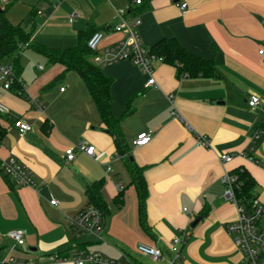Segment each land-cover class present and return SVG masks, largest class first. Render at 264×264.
I'll use <instances>...</instances> for the list:
<instances>
[{
	"label": "crops",
	"instance_id": "1",
	"mask_svg": "<svg viewBox=\"0 0 264 264\" xmlns=\"http://www.w3.org/2000/svg\"><path fill=\"white\" fill-rule=\"evenodd\" d=\"M183 2L188 4L185 13L179 7ZM62 3L42 0L32 13L49 19ZM68 4L80 14L78 35L90 26L103 32L102 48L125 38L114 31L120 23L117 11L134 10L130 15L141 21L138 31L146 48L176 39L190 53L213 61L217 74L180 78L175 66L159 60L154 64L157 86L146 88L149 77L130 61L101 68L112 80V109L121 121L131 160L145 169L149 191L145 231L136 188L84 80L24 48L20 86L25 96L18 88L7 91L0 84V102L9 108L8 115H0L4 133L0 164L17 158L37 187L16 186L0 171V264L11 259L40 263L79 239L89 251L116 264H126L124 256L134 264H154L138 253L140 243L160 248L164 260L158 264H169L171 242L183 233L189 236L181 252L187 258L178 264H244L226 232L238 211L225 199L222 179L226 173L246 169L256 181L254 194L264 205V59L258 54L264 49V0H143L142 5L134 0H68ZM252 96L262 101L255 109L248 106ZM130 104L134 111L126 115ZM20 119L33 127L25 138L14 127ZM142 133H151L152 141L135 147ZM257 133L260 138L255 140ZM197 134L208 137L211 148L198 146ZM82 141L95 149V157L78 152L73 162H66V150ZM223 154L234 159L224 164ZM98 182H103L101 193L110 210L101 234L104 242L80 238L69 227L89 205L87 188ZM204 212L207 216L192 228ZM15 230L25 232L26 244L14 249L7 235Z\"/></svg>",
	"mask_w": 264,
	"mask_h": 264
},
{
	"label": "built area",
	"instance_id": "2",
	"mask_svg": "<svg viewBox=\"0 0 264 264\" xmlns=\"http://www.w3.org/2000/svg\"><path fill=\"white\" fill-rule=\"evenodd\" d=\"M58 3L64 0H57ZM12 0H0L1 8L4 9ZM58 3L56 5H58ZM136 5H141V0H134ZM182 13L188 9L186 2L179 3ZM40 13V12H39ZM120 18V23L114 27L117 33H123L125 38L117 45L112 47L102 48L104 41L103 32H95L88 40V48L94 54V63L100 68H108L122 61H130L139 67L144 74L149 77L145 87H156L157 81L154 77V64L156 61H162L151 52V49L146 48L141 40L138 27L141 21L136 17H132L128 9L117 11ZM80 17L78 11L72 13L70 21L73 22ZM29 45L21 46L22 50ZM258 54L264 59V49H260ZM16 83L21 84L20 78L15 76L14 67L10 62L0 64V84L7 91H12ZM64 91V88L61 89ZM24 93V91H21ZM261 98L252 96L248 99V106L255 109L261 104ZM9 108L0 102V115H8ZM173 115L178 117L176 112ZM14 127L18 130L21 138H25L33 127L28 122L20 119L16 120ZM260 138V133H257L255 140ZM198 146L209 149L211 143L205 135H196ZM152 141L151 133H142L134 141L135 147H143ZM78 152L84 153L90 157H95V149L88 145L85 141L79 142L68 148L64 155V160L71 163L75 160ZM243 157H248L253 161V158L248 156V153H241ZM234 159V155L223 154L221 156L222 163H230ZM0 171L4 177L10 179L16 186L36 188L37 183L31 177V174L23 167L17 158L10 157L0 164ZM111 168H108V172ZM226 186L224 197L227 201L235 204L238 211V218L235 222L225 226L226 232L233 237L236 248L243 255L244 264H264V205L257 198L252 201V207L249 209L245 205L239 204L236 198L235 187L238 184V177L235 174L226 173L222 179ZM123 187L119 185V190ZM51 204L56 206L57 201H51ZM69 227L80 238L87 236L93 237L97 242H104L101 234L104 231V218L102 213L93 205H88L80 211L69 222ZM8 239L13 244V248L21 247L26 244V234L22 230H15L8 233ZM189 236L183 233L181 236L175 237L170 245V251L173 254L169 264H177L181 260L182 247L187 243ZM80 240V239H79ZM77 240L79 243H81ZM138 253L151 260L154 264H158L164 260V254L158 247L140 243L137 246ZM126 264H134L128 256H124ZM117 262L104 257L99 252H91L88 248L78 247L77 244L67 254L60 252L50 254L43 262L34 263L31 260H10L9 264H116ZM119 263V262H118Z\"/></svg>",
	"mask_w": 264,
	"mask_h": 264
},
{
	"label": "trees",
	"instance_id": "3",
	"mask_svg": "<svg viewBox=\"0 0 264 264\" xmlns=\"http://www.w3.org/2000/svg\"><path fill=\"white\" fill-rule=\"evenodd\" d=\"M141 2L143 3V0ZM11 5L12 2L4 7V9L0 5V64L4 60L10 62L14 67L15 76L20 78L22 70L21 46L28 44L27 48H31L43 55L49 64H61L66 68L64 73L74 71L82 77L96 104L103 123L114 138L117 155L124 159L125 166L132 179V185L136 188L138 194L140 224L145 231H148L146 204L149 191L144 178L145 169L139 167L135 161L131 160L132 152L122 131L121 121L114 115L111 95L112 80L103 73L100 67L88 59L92 54L88 48V40L96 31H93L91 26L86 31H81L78 35L79 44L73 48L57 49L32 43V36L30 34L24 32L20 25H14L7 20L6 13ZM129 13H134V10H130ZM151 52L161 58L164 63L175 66L178 69L180 78L216 77L217 69L213 61L190 53L176 39H163L159 41L151 48ZM58 80L59 77L51 85ZM16 88L20 91L19 95L24 97L25 94L21 92L19 83L14 85L13 90ZM133 111L134 109L130 104L126 115H131ZM3 134L0 131V139L3 137ZM231 174H235L238 177L235 191L239 204L245 205L250 209L252 201L256 198L254 194L255 179L244 168H238L232 171ZM102 187L103 182H98L89 186L86 192L89 205L95 206L102 213L104 221H106L110 215V210L102 197ZM207 214V212L202 213L200 218H204ZM76 244L78 247H87V244L73 240L69 246L60 250V253L64 255L69 253ZM135 264L140 263L135 262Z\"/></svg>",
	"mask_w": 264,
	"mask_h": 264
},
{
	"label": "rangeland",
	"instance_id": "4",
	"mask_svg": "<svg viewBox=\"0 0 264 264\" xmlns=\"http://www.w3.org/2000/svg\"><path fill=\"white\" fill-rule=\"evenodd\" d=\"M41 1L42 0H12V5L6 13L7 20L14 25H20L24 32L30 34L32 39L38 44L57 49L78 46L79 29H77V24L80 19L75 20L74 24H70V17L74 10L71 8V5L68 4V0L62 1L64 2L62 3V6H59L54 15H51L49 19L41 17L35 18L32 13L33 7H39ZM56 3H58L57 0ZM66 4H68L70 8H66ZM30 53H33L32 49L30 50ZM40 59L42 58H39V64L45 66L46 63ZM89 59L92 62L95 60L93 54L89 56ZM29 61L34 62V59H29ZM171 255L173 256V254ZM182 255L183 259L181 260L187 258L185 253Z\"/></svg>",
	"mask_w": 264,
	"mask_h": 264
},
{
	"label": "water",
	"instance_id": "5",
	"mask_svg": "<svg viewBox=\"0 0 264 264\" xmlns=\"http://www.w3.org/2000/svg\"><path fill=\"white\" fill-rule=\"evenodd\" d=\"M109 132V131H108ZM201 218H197L194 223L192 224V228H195L197 224L200 222Z\"/></svg>",
	"mask_w": 264,
	"mask_h": 264
}]
</instances>
